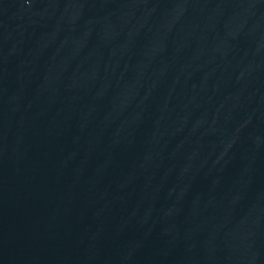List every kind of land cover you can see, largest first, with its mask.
Instances as JSON below:
<instances>
[{
  "label": "water",
  "instance_id": "water-1",
  "mask_svg": "<svg viewBox=\"0 0 264 264\" xmlns=\"http://www.w3.org/2000/svg\"><path fill=\"white\" fill-rule=\"evenodd\" d=\"M0 264H264V0H0Z\"/></svg>",
  "mask_w": 264,
  "mask_h": 264
}]
</instances>
